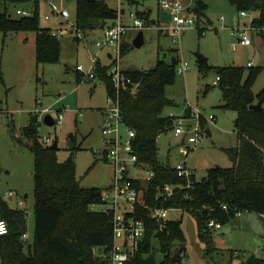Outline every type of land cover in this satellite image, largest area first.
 Wrapping results in <instances>:
<instances>
[{
  "label": "trees",
  "instance_id": "16d2710c",
  "mask_svg": "<svg viewBox=\"0 0 264 264\" xmlns=\"http://www.w3.org/2000/svg\"><path fill=\"white\" fill-rule=\"evenodd\" d=\"M73 1L74 23L82 33L101 31L113 24L119 14L117 9L107 6L106 0ZM143 1L124 0L128 7L139 6ZM193 1L192 8L188 10L190 16H204L205 5L200 0ZM0 4L3 7L0 11V32L3 37L9 33L33 32L35 64L58 63L61 45L58 38L39 25L38 0H0ZM21 5H31L32 16L12 18L8 8ZM233 6L239 13H254L252 25L264 24V0H235ZM148 14L146 10L135 12L136 17L145 21H148ZM205 29L199 28L198 35L204 34ZM124 53L122 41L121 56ZM175 61L177 64L178 61ZM176 64L157 57L151 69L122 71L132 84L137 83L134 94L128 90L130 84L127 90L117 93L122 120L135 133L133 149L138 160L154 171V177L143 192V206L137 205L132 215H125V218L132 216L141 220L145 229L137 248L130 252L124 264H181L185 244L181 217L174 220L168 215L160 226L150 218L149 208H177L182 210V214L191 215L195 220L196 237L206 256L215 251L212 237L215 230L207 226L209 221L218 223L222 228L235 218L237 211L261 218L264 215V110H249L252 104L260 103L262 108L264 105V88L255 96L251 92L261 67L248 68L244 77L245 68L241 66L216 70L198 62L201 73L212 70L216 73L218 80L213 85H217L221 91L219 108L235 112L232 126L237 142L236 146L222 150L230 161L229 167L209 168L205 176L197 181L193 172L187 177L178 176L173 166L161 163L157 157L156 139L163 131L172 130L174 123L173 117L164 112L175 106L165 96V87L174 82ZM107 68L108 65L97 62L94 77L103 82L106 96L113 98L116 92L106 76ZM80 77L81 74L75 71L76 83ZM184 115L187 117L189 113ZM204 124L202 121L201 127ZM9 125L12 131L11 122ZM38 127L36 118L31 116L22 134L13 136L19 145L28 148L33 157L31 240L27 242L23 239L27 233L26 216L10 208L0 198V219L7 227L6 233L0 236V264H108L107 256L113 244L111 218L91 210V206L101 205L102 189L81 187L76 179L73 158L69 156L65 161H58L57 140L54 139L57 145L52 149V143L47 144L38 137ZM66 141L68 144L75 142L72 135ZM75 148L74 144L72 149ZM101 155L105 161L103 151ZM188 183V188H185ZM166 184L179 185L182 189L176 188L170 197H165L161 189ZM222 206H226L227 211ZM154 243L161 256L158 261L154 257ZM261 246L263 257L247 255L243 264H264V238Z\"/></svg>",
  "mask_w": 264,
  "mask_h": 264
},
{
  "label": "rangeland",
  "instance_id": "374dc122",
  "mask_svg": "<svg viewBox=\"0 0 264 264\" xmlns=\"http://www.w3.org/2000/svg\"><path fill=\"white\" fill-rule=\"evenodd\" d=\"M200 1L205 5L204 16L192 15L195 25L185 30L177 43H172L170 33L161 34L151 25H146L142 30H127L122 37L125 53L119 61L120 69L125 72L151 69L157 57L186 63V72L176 73L174 82L165 87V96L175 106L165 109L164 114L171 112L180 115L195 109L205 118L213 116V124H204L202 139L193 146L174 137L172 130L168 129L159 134L156 147L158 160L163 164L175 166L185 159L186 167L193 172L197 181L205 176L209 168L230 166L222 150L236 146L237 137L232 126L235 112L219 108L221 91L217 85H213L216 73L214 70L201 73L196 55L206 59L205 67L216 70L227 66L244 67V77L248 68L260 66L251 92L255 96L264 88V42L262 46L257 42L264 38L249 32L251 45L241 46L239 33L232 35L237 25L239 32L248 27L255 14L247 12L245 18H240L235 6H231L227 0ZM48 4L65 10L68 20L63 21L55 14L51 16ZM106 4L112 9L118 7L117 0H106ZM39 5V25L42 28L69 30V25L75 21L73 0H39ZM119 5L125 11L121 15L124 25L131 22L130 13L141 10L150 11L147 18L150 24L156 22L155 0H144L133 7L119 0ZM2 9L0 4V11ZM16 9L30 13L31 5L9 7L8 13L12 18L18 17ZM43 16L48 19L44 20ZM199 28H206L204 34L198 35ZM139 31L142 32L143 43L135 48L132 40ZM99 33L96 30L85 32L80 38L61 35L58 39L61 45L59 62L36 65L33 32L9 33L5 37L0 32V198L10 208L26 216L27 233L23 239L27 242L31 240L33 226V157L28 148L19 145L13 136L22 134L31 116L36 118L39 125L37 135L42 141L44 138H48L50 143L57 140L58 161H65L69 156L73 158L76 179L81 187L103 189L111 181L112 169L101 155V114L98 109L106 104L104 84L98 79L89 80L83 76L78 83L75 79L76 66H82L84 72L91 69L89 55L98 54L100 60L105 61L104 51L98 52L93 43L95 35ZM59 97L63 99L57 101ZM50 105L53 109H63L61 123L52 127L42 123L43 115L39 112ZM77 111L81 112V116L76 115ZM51 116L56 118V112H52ZM69 135L74 137L75 149L69 148L66 141ZM92 164L93 167L88 170ZM9 191L13 193L11 200L5 196ZM175 215L169 211L170 219H175ZM181 229L185 237L181 264H243L247 255L263 257V252L257 247L261 246L264 238V218L255 214L244 213L223 225L221 230L213 231L215 251L207 256L203 254V246L196 237L195 220L188 213L181 216ZM153 246L154 257L158 261L161 256L157 253V244ZM234 252L239 253L235 258Z\"/></svg>",
  "mask_w": 264,
  "mask_h": 264
},
{
  "label": "built area",
  "instance_id": "2783aa9c",
  "mask_svg": "<svg viewBox=\"0 0 264 264\" xmlns=\"http://www.w3.org/2000/svg\"><path fill=\"white\" fill-rule=\"evenodd\" d=\"M157 10L163 9L170 15V21L168 23H160L156 14V22L149 23L136 17L135 13H130L129 17L131 22L124 25L120 20L121 14L119 11L117 19L108 27L101 30L99 36H95L93 43L98 52L104 51L108 59V68L106 70V76L110 79L112 87L116 92L115 97L106 96V104L100 110L101 124L100 134L102 142V151L104 152L105 161L112 169L111 181L107 187L103 188L100 194L99 206H91V210L102 212L111 218L112 223V236L113 244L111 250L107 256L108 264H124L129 258V254L132 250L136 249L138 242L142 239L144 232V225L141 220H136L134 217H127L125 215H132L134 213L135 206H143V192L146 184L154 177V171L146 164H143L138 160V156L133 149V139L135 137L134 131L126 126L122 120L121 106L118 100L117 93L122 90H127V86L130 84L129 92L134 94L136 92L137 83L132 84L128 78L122 74V70L119 67V61L121 59V45L122 37L127 30L136 29L142 30L146 25L155 27L159 32L170 33L172 43H177L180 40L181 34L192 28L195 23L190 16L188 10L191 7L192 1L183 0H155ZM33 10L30 13L24 10L16 9L15 14L18 17H30ZM55 14L62 18L67 19L68 14L65 10L54 11ZM246 12H240L239 17L245 18ZM44 19H48L44 16ZM252 21V20H251ZM249 22L248 27H244L239 32V27L233 29L232 35L236 32L239 33L238 42L241 46L251 45V39L248 33H256L264 38V24L262 26H254ZM68 29H56L49 30L50 34L56 38L61 35L68 34L72 38H80L82 32L76 27L75 23L69 25ZM89 62L91 69L84 72L82 66H76L75 71L81 74L85 79H95L94 67L99 62L98 54L89 55ZM249 66L252 64L249 62ZM188 69L185 62H177L176 72L183 74ZM218 78H215L213 84L216 83ZM59 97L57 101L62 100ZM186 109V108H185ZM43 117L45 115H51L52 112H56V118H53L54 125L60 124L63 119V109H53L52 105L40 109L39 111ZM77 116H81V112H76ZM168 116L173 117L174 123L172 127L173 136L176 138L184 139L188 145H195L202 139L203 127L201 122L205 124H213V116L203 117L199 111L195 109L189 110V115L186 117L183 113L180 115H174L168 113ZM43 119V118H42ZM53 125V126H54ZM207 132V131H206ZM45 143L49 144L50 140L44 138ZM177 171V175H184L185 177L191 174V171L186 167V160L180 161L179 164L173 166ZM133 182H139V186ZM186 185L185 188H188ZM176 188L182 189L179 185H164L162 192L165 197H170ZM9 199L13 197L11 191L5 193ZM161 197V191L160 195ZM222 209L227 211L226 206H222ZM169 211L174 212L176 215L174 220H178L182 215V210L173 209H161V208H149L148 213L151 219L156 220L161 226L168 219ZM241 211H237L235 217L241 216ZM264 218V215H262ZM207 226L213 230H219L221 227L214 221H209ZM7 231L5 222L0 219V236H3ZM262 246H259L257 250L262 251ZM239 253L234 252L233 258ZM244 262V261H243ZM240 263V262H239Z\"/></svg>",
  "mask_w": 264,
  "mask_h": 264
},
{
  "label": "water",
  "instance_id": "95a60500",
  "mask_svg": "<svg viewBox=\"0 0 264 264\" xmlns=\"http://www.w3.org/2000/svg\"><path fill=\"white\" fill-rule=\"evenodd\" d=\"M227 2L233 6L234 3H235V0H227ZM156 14H157V17H158V21L160 23H168L170 21V15L168 13H166L163 9L159 8L157 11H156ZM143 43V37H142V32L139 31L137 33V35L135 36V38L132 40V45L135 47V48H139ZM196 60L197 62L199 63H204L206 61L205 58L201 57L200 55H196ZM172 64L175 65L176 64V61L172 59ZM263 108L261 107L260 103H256V104H252L249 106V110H252V111H261ZM42 123L45 125V126H48V127H52L54 125L53 123V118L51 117V115H45L42 119ZM209 135V133H208ZM56 142H52L51 144V148L52 149H55L56 148ZM74 146V144H72L71 142H69V148L72 149Z\"/></svg>",
  "mask_w": 264,
  "mask_h": 264
},
{
  "label": "crops",
  "instance_id": "0c3cea01",
  "mask_svg": "<svg viewBox=\"0 0 264 264\" xmlns=\"http://www.w3.org/2000/svg\"><path fill=\"white\" fill-rule=\"evenodd\" d=\"M118 1V7H117V10L119 9V11H120V14L122 15V14H124V9H121V6L119 5V0H117ZM48 6V13L51 15V16H53V14H55V12L54 11H60L61 9L60 8H57L56 6H54V5H51V4H48L47 5ZM38 8H40V5H39V0H38ZM148 13H150V11L148 10ZM9 14V13H8ZM10 15V14H9ZM55 15H57V14H55ZM58 17H60L59 15H57ZM69 17V16H68ZM68 17H67V19H65V18H62V17H60L63 21H67L68 20ZM43 18H44V16H43ZM45 20V19H44ZM47 20V19H46ZM120 20H121V17H120ZM46 29H48V30H56V29H51L50 27H45ZM58 30V29H57ZM99 31V30H98ZM99 32H101V31H99ZM100 34V33H99ZM99 34L98 35H95V36H99ZM70 37V36H69ZM58 39H59V37H58ZM25 40H27V38L25 37ZM257 42H259V45L260 46H262L263 45V43L262 42H264V40H259V41H257ZM61 52V51H60ZM104 58H105V61H101L100 60V58H99V63H101L102 65H108V59H107V56H106V53L104 52ZM100 110H101V108L100 109H98V112L100 113ZM208 133H209V131H208ZM209 135H210V133H209ZM10 200V199H9ZM262 245V244H261ZM258 248V247H257Z\"/></svg>",
  "mask_w": 264,
  "mask_h": 264
}]
</instances>
